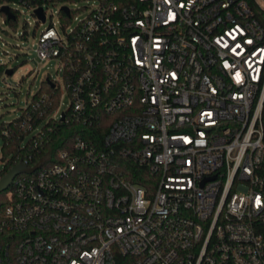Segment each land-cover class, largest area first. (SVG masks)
Returning a JSON list of instances; mask_svg holds the SVG:
<instances>
[{"label":"built area","instance_id":"2783aa9c","mask_svg":"<svg viewBox=\"0 0 264 264\" xmlns=\"http://www.w3.org/2000/svg\"><path fill=\"white\" fill-rule=\"evenodd\" d=\"M18 6L63 36L0 124V179L36 167L0 192V264H264V0H0L8 28Z\"/></svg>","mask_w":264,"mask_h":264},{"label":"rangeland","instance_id":"374dc122","mask_svg":"<svg viewBox=\"0 0 264 264\" xmlns=\"http://www.w3.org/2000/svg\"><path fill=\"white\" fill-rule=\"evenodd\" d=\"M15 10L19 11V15L14 29L5 26L0 15V64L5 70H12V75L6 76L5 81L0 79V124L20 115L25 102L39 90L47 76L55 79L60 75L57 61L39 63L34 53L39 32L50 22L55 24L57 32L63 36L56 18L58 9L49 7L45 10V24H38L31 9L18 6ZM67 104V99H63L61 109L64 110Z\"/></svg>","mask_w":264,"mask_h":264},{"label":"trees","instance_id":"16d2710c","mask_svg":"<svg viewBox=\"0 0 264 264\" xmlns=\"http://www.w3.org/2000/svg\"><path fill=\"white\" fill-rule=\"evenodd\" d=\"M115 3L119 4V5H128L131 4L133 2V0H114ZM15 21H6V25L9 26V28L14 29ZM6 33V32H5ZM3 73V67L0 66V76ZM48 90V86L46 85V83L43 81L41 83V86L39 88V90L36 92V94H39L43 91H47ZM263 116H264V108H263ZM75 130L74 128L69 127L68 125H64L62 126L60 129L57 130V132H55V134L53 135L52 139H53V144L50 146L51 148H49V152L53 153L58 147H62L63 144L61 143V140L64 139H71L72 136L74 135ZM16 146L14 144L9 145L3 152V157H6L11 151H15ZM11 164V161H9L6 165V167L4 168V170H2V174L4 175L8 169H9V165ZM135 171L132 169V171H129L126 175V177L132 181H141L139 179L136 178V176L134 175ZM126 257H117V264H126Z\"/></svg>","mask_w":264,"mask_h":264},{"label":"water","instance_id":"95a60500","mask_svg":"<svg viewBox=\"0 0 264 264\" xmlns=\"http://www.w3.org/2000/svg\"><path fill=\"white\" fill-rule=\"evenodd\" d=\"M0 13H3L7 16V19H14V17L8 12L7 8H1ZM35 14L39 19L44 21L43 15L41 14V9H38L35 11ZM7 75L10 76L12 75V70L7 71ZM46 83H49L48 79H45ZM36 167L33 168H27L23 164H17L13 168H11L1 179H0V192L5 190L8 185L11 183L12 179L14 178L15 175H17L20 172H31L34 170Z\"/></svg>","mask_w":264,"mask_h":264}]
</instances>
